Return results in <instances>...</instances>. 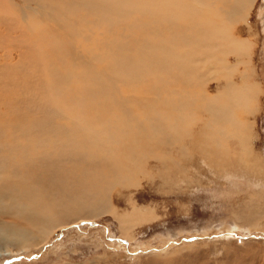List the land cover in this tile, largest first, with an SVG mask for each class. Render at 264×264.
I'll return each mask as SVG.
<instances>
[{"label":"bare ground","instance_id":"6f19581e","mask_svg":"<svg viewBox=\"0 0 264 264\" xmlns=\"http://www.w3.org/2000/svg\"><path fill=\"white\" fill-rule=\"evenodd\" d=\"M75 1L37 3L46 15L50 11L55 13L58 7L69 11L73 23L69 20L71 24H66L73 36L72 27L80 26L85 31L90 25L99 27L100 38L93 33L84 35L82 31L77 41H87L92 49H103L107 74L104 70L92 74V68L81 69L79 65L82 74L74 71L69 58L73 48L69 46L52 56L57 44L53 41L55 37L51 38L54 33L48 26V18L41 22V14L38 18L20 15L14 22L4 14H10L9 6L0 12V27L11 23L8 29L0 30L1 247L32 248L56 230L75 227L100 213L115 215L116 205L109 202L111 196L116 197L114 187L133 183L135 174L142 173L151 163L155 168L162 165L163 169L168 163L163 161V145L168 152V143L175 144L182 136L187 145L181 146L178 155L183 160L172 161L170 172L164 168L166 177L170 173L178 175L171 182L189 179L187 169L196 156L215 162L214 172L224 170V175L241 164L239 169L255 180L250 186L263 187L253 174V159L246 161L253 153L252 148L239 136L240 131L251 128L247 118L256 114L249 104L251 87L245 82L248 72H252L251 66L241 72L240 85L231 78H226L223 87L216 85L217 92L207 96L203 103V121L196 112L197 118L191 119L193 111L190 114L189 102L183 97L201 69L203 61L198 60L196 53L203 47V51L208 47L214 52L230 45L227 51L235 52L239 55L238 64L243 63L241 55L246 54L249 46L235 37L233 23L245 21L236 15H245L252 0H194L190 5L187 0ZM132 12L137 14L128 16ZM230 18L234 19L232 25ZM18 27L23 29L19 32ZM160 34L166 35L167 54L163 53ZM121 50L124 56L135 57V61L123 62ZM177 73L183 87H163V76L173 82ZM154 78L159 82L153 81ZM118 80L119 91L124 93L116 95ZM65 81L76 88L73 95L65 88ZM254 87L258 94L259 83H254ZM162 89L170 100L152 98L151 92L161 93ZM146 93L149 98L142 97ZM258 99L256 96L253 100L258 103ZM237 109L243 111L247 127L235 117ZM247 141L251 143V139ZM232 144L244 148L233 151ZM146 177L153 180L150 174ZM106 194L112 195L108 198Z\"/></svg>","mask_w":264,"mask_h":264},{"label":"rangeland","instance_id":"374dc122","mask_svg":"<svg viewBox=\"0 0 264 264\" xmlns=\"http://www.w3.org/2000/svg\"><path fill=\"white\" fill-rule=\"evenodd\" d=\"M5 1L6 3L4 2L3 5L0 4V12L6 11V5L12 7H8L7 10L10 14H4L7 17L11 16L10 19L14 22L16 16L20 15L23 18L26 16L36 18L38 14H41L39 15L40 21L42 19L47 21L48 18V26H50L51 33H54L51 38L54 39L55 37L53 41L57 44L52 56L57 55L63 49H68L69 46L71 49L73 48L72 55L69 58L71 66L75 68H73L74 71L77 70V73L82 74L80 69L77 68V65H79L81 69L88 68L89 70L92 68V74H101L103 70L107 74L101 54L103 49L101 47L92 49L88 46L87 41L80 43L77 41H80L79 36L82 31L84 35L86 33L92 35L93 33L100 38L99 27L90 25L87 29L88 32L80 26L72 27L73 32L71 33L75 35L73 36L68 32L70 27H67L71 22L73 23L70 18L72 14L66 9L58 7L60 8L59 10L57 8L59 12L55 11L53 13L50 11L51 14L46 15L44 13L45 9H41L42 6L39 7L37 3L39 0H36V2H33V0ZM187 1L189 2L188 5L194 2V0ZM248 5V11L245 15H236V18L245 19V21L239 20V22L233 23V18L229 20L231 25L234 24L233 34L235 37L238 38L239 42L241 40L240 43H243L244 46L245 44L249 46L246 52L247 55L245 53L241 55L243 63L239 65V55L227 51L230 45L224 47V49H222V46V48L215 51L212 50L214 52H211L208 47L203 51V47L201 49L203 52L199 50L196 53L198 60L203 61L199 65L202 70H199L198 76L195 78L196 83H193L195 87L192 85L190 90L186 89L187 92L183 93V97H185V101L189 102L188 111L190 114L193 113L191 119L197 118L196 113H200L201 116L199 114L197 116L199 115L198 117L203 121L205 113L202 111L204 110L203 103H206L207 96L217 92L215 90L216 85L223 87L226 78L228 80L230 78L234 79L237 85H240L241 72L251 66L252 72H248L245 82H248L251 87L249 104L252 107L254 106L253 110L256 114H252L247 118L251 128L249 126L248 129L243 130V133L240 131L239 136L243 138L248 148H252L253 153L246 161L250 162L253 159V174L256 175L258 184L264 187V0H252ZM136 14L137 12H132L128 16ZM13 17L15 18L13 19ZM56 21H58V24ZM131 21L132 19L129 18L130 23ZM68 22L70 23L66 24ZM10 26V22L4 23L0 30L8 29ZM62 26L63 30L61 32L60 28ZM22 29L18 27L19 32ZM30 29L28 28L29 31ZM160 36L163 37V53L166 51L167 54L169 46L164 42L166 35L160 34ZM58 42L63 43L59 46ZM207 49L209 50L207 51ZM216 51L218 53L221 51V54ZM215 52L217 55L214 54ZM43 53L46 55V50ZM123 53L124 51L121 50L120 54L123 57V62L135 61V57L124 56ZM213 54L214 57L211 56ZM224 54L227 55L226 59ZM226 66H229V68L227 69ZM229 71H232L230 76H228ZM87 72H84V74ZM176 77L177 80L172 82L163 76V87L176 88L177 85L180 88L183 87L180 84L181 80L178 73ZM218 79H221L220 82ZM153 81L159 82V79L154 78ZM118 82H115L117 86L116 95L118 92L119 94L124 93H120L118 88L120 80ZM253 82L259 83L258 94L255 92ZM64 85L71 95L74 94V91H77L67 81L64 82ZM108 92L111 93L110 86ZM39 93L44 96L41 89H39ZM135 95L138 94L135 93ZM151 95L152 98L162 100L165 98L163 89L161 93L151 92ZM256 96H259L258 103L253 100ZM142 97L149 98L150 96L146 93ZM219 99L224 101L222 98ZM191 111L193 112L191 113ZM235 112V117L239 118L240 121L242 120V124L247 127L243 111L237 109ZM199 132L200 129L194 134ZM182 138L175 144L168 143L170 146L168 152H165L166 145H163V153L165 154L163 161L168 162L163 166V169L162 165L155 168V164L151 163L142 173L135 174L134 182H136V185L133 182L127 184V187L125 185L114 187L117 192L116 197L111 196L112 194H106V197H112L109 202L116 205L115 215H112L113 213H100L95 219L86 220L84 223L79 222L80 225L76 223V228L68 227L56 230L43 243L35 244V247L32 248L19 249L20 247L8 248L3 246L2 248L0 246V264H264V188L250 186V183H255V180H252L254 178L251 176L248 177L249 174L245 171L239 169L241 164L236 166L237 169L235 168L229 174L224 175L226 172L224 170L214 172L217 165L215 162L202 158L197 159L196 156L192 159L194 160L193 165L187 169L188 174H190L186 177L189 179L177 178V181L171 182L178 175L170 173L166 177L164 168L167 172H170L169 169L173 167L172 161L183 160V157L178 154L181 152V146L185 147L187 143ZM247 138L251 139V143L247 141ZM231 147L233 151L234 149L240 151L243 146L239 148L238 145L232 144ZM166 156L167 158H165ZM169 156L171 159H169ZM171 172H173L172 169ZM149 174L153 180L146 177ZM182 180H190V182L184 183ZM254 188L257 194L252 190Z\"/></svg>","mask_w":264,"mask_h":264}]
</instances>
